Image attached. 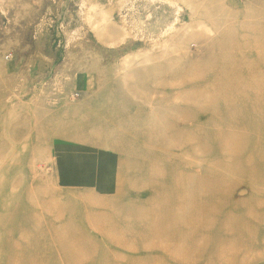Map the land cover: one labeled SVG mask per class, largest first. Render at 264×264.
Instances as JSON below:
<instances>
[{"label":"rangeland","instance_id":"obj_1","mask_svg":"<svg viewBox=\"0 0 264 264\" xmlns=\"http://www.w3.org/2000/svg\"><path fill=\"white\" fill-rule=\"evenodd\" d=\"M0 264H264V0H0Z\"/></svg>","mask_w":264,"mask_h":264}]
</instances>
